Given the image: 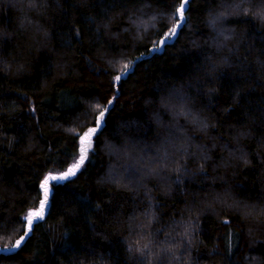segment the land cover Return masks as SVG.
Masks as SVG:
<instances>
[{"label":"trees","instance_id":"16d2710c","mask_svg":"<svg viewBox=\"0 0 264 264\" xmlns=\"http://www.w3.org/2000/svg\"><path fill=\"white\" fill-rule=\"evenodd\" d=\"M48 2L47 18L33 16L50 35L33 43L29 32L18 27L19 13L13 0H0V69L3 61L12 64L10 72L0 70V233L19 229L15 240L9 236L0 246V264H87L99 260L139 264L128 258L117 225L134 207L144 205L127 193L98 186L95 178L103 171L104 160L91 154L77 175L51 183L44 218L34 222L21 246L11 249L25 235L24 216L38 205V193L41 198L40 181L48 172L65 170L78 155V138L55 125L72 124L84 112L83 100L98 97L107 104L104 132L111 134L119 120L126 122L125 131L131 129L133 138L152 141L158 135L148 113L155 105L145 107L143 100L148 96L155 100L158 92L175 82L184 83L196 107L215 121L208 136L193 134L194 140L211 152L212 160L206 172H196L192 171L195 161L189 158L187 176L172 177V197L165 199L157 193L163 217L179 213L186 203L196 202L197 194L210 188L230 186L236 196L264 203V25L245 15L222 21L235 29L231 51L220 52L227 63L209 72L207 54L215 52L204 41L215 33L206 27L205 13L235 0H187L182 17L176 11L181 0H152L162 10L174 7L177 21H182L176 25L178 31L168 38L166 25L161 23L162 35L156 33L161 46L153 47L147 40L136 45L132 66L120 81H111L95 51L103 48L116 55L129 49L131 41L126 35L113 39L103 22L140 0ZM251 3L260 6L264 0ZM122 24L123 17L110 31H119ZM190 39L200 41V46H190ZM208 88L214 90L208 92ZM160 115L168 119L163 111ZM91 126L94 124L72 125L81 134ZM240 133L247 138L240 139ZM96 136L93 144L100 142ZM29 144L34 145L32 150L22 151ZM228 151L237 157L246 152L251 164L227 157ZM225 159L227 171L217 168L214 172L213 165ZM211 178H216L215 182ZM148 183L156 187L154 181ZM248 227L239 215L222 211L218 217L206 211L195 233L197 245L191 250L195 264H252L253 256L260 258L258 264H264V239H257L264 238V225H252L257 235L251 237Z\"/></svg>","mask_w":264,"mask_h":264},{"label":"clouds","instance_id":"9594fccd","mask_svg":"<svg viewBox=\"0 0 264 264\" xmlns=\"http://www.w3.org/2000/svg\"><path fill=\"white\" fill-rule=\"evenodd\" d=\"M176 2L178 3V0ZM12 6L19 13L18 27L29 32V39L33 43H38V38L49 37V29L34 18V16L47 18L48 0H13ZM185 11L187 19V9ZM239 15L251 16L264 25V5L254 6L251 0H235L205 13L206 27L215 33L214 37L204 41L215 52L207 54L209 72L224 67L227 63L223 56H219L220 52L231 51L229 44L234 39L235 29L224 25L222 21ZM121 17L123 24L119 31L111 32L112 25ZM161 23L166 25L168 38L176 34L171 32L172 26L177 24L174 7L162 10L155 6L152 0H140L137 4L117 11L103 22V28L113 39L120 40L126 35L131 41L129 49L121 50L116 55H110L103 48L96 49L95 55L110 72L111 81H115L116 75L125 71V65L129 68L132 66L136 45L147 40L153 47L161 46L160 35H156V33L162 35ZM188 42L192 47H199L201 44L195 39ZM11 69L12 64L3 61L0 70L10 72ZM61 75L67 76V73ZM213 90L207 89L208 92ZM82 102L84 112L72 124L58 123L55 127L74 136L70 131L72 125L82 128L89 123H95V113L99 109L93 105L100 104L101 107L108 108L98 97ZM143 104L145 107L155 105V110L148 113V118L156 127L158 139L148 141L133 138L129 134L131 129L125 131L126 122L119 120L109 134L103 131L105 125L102 121V126L94 138L95 140L98 138L100 142L94 143L90 151L91 155H99L104 160L103 171L97 174L95 183L109 191L114 189L116 192L127 193L133 200H139L144 205L134 207L117 225L128 258L138 260L139 264H195L191 250L197 245L195 233L200 217L206 211H211L218 217L222 211L239 215L240 219L249 225L247 234L250 237L256 236L252 225L257 227L264 225V203L238 197L230 186L223 189L210 188L199 193L195 203H186L179 213H170L168 217H163L157 193L165 199L172 197L175 190L172 177L187 176L185 169L189 158L195 161L192 171H207V164L212 160L211 152L205 145L197 143L193 134L206 137L216 124L204 114L203 109L196 107L195 98L186 90L184 83L179 81L167 90L158 92L155 100L151 96L146 97ZM161 111L166 113L167 120L160 115ZM101 136L103 139H100ZM239 137L247 138L244 133H240ZM33 147L34 145L29 144L22 151H31ZM227 157L238 158L244 165L251 164L246 152L237 157L235 152L228 151ZM217 168L227 171L229 168L227 159L213 165L214 172ZM211 179L215 182L216 178ZM219 179H223V176ZM149 181H154L156 187H151ZM183 192L182 189V194ZM18 232L19 229L14 228L10 233H0V246L4 245L5 239L9 236L11 240H15ZM257 239L264 238L257 236ZM8 246H11L10 241ZM259 259L258 256H253L252 264H258ZM87 264H108V261H88Z\"/></svg>","mask_w":264,"mask_h":264},{"label":"snow or ice","instance_id":"6c2138e0","mask_svg":"<svg viewBox=\"0 0 264 264\" xmlns=\"http://www.w3.org/2000/svg\"><path fill=\"white\" fill-rule=\"evenodd\" d=\"M187 3V0H181L180 5L177 8V13L182 17L183 16V10ZM182 21H178L177 23H181ZM177 30V26L174 25L171 32L175 33ZM168 35V34H167ZM125 72L129 70L128 65L124 66ZM122 73V74H123ZM122 74H117L115 77V81H120L122 79ZM112 101L109 100L108 104H111ZM96 109H99L98 114L95 116V123L93 127H88L86 131H84L82 134L77 132L75 128H72L70 131L74 134V138H78V156L73 157V163H71L66 171L61 172L59 175H45L43 179L40 181V189L43 192V198H40L39 193L37 194L38 204L39 206L34 208V210H30L26 213V221L29 226V231L25 233L24 236H22L20 239L16 240L15 244L12 247H19L22 245L23 241L28 237L30 234V229L33 227L34 222L44 218L45 213L47 211L48 205H49V194H50V188L49 184L50 181H65L68 180L71 177H74L78 174V172L81 170L83 165L85 164L86 159L89 157L90 151L93 148V137L97 133L98 129L102 125L103 118L105 117V113L107 108L101 107L100 104H96L94 106ZM23 231V229H22Z\"/></svg>","mask_w":264,"mask_h":264},{"label":"rangeland","instance_id":"374dc122","mask_svg":"<svg viewBox=\"0 0 264 264\" xmlns=\"http://www.w3.org/2000/svg\"><path fill=\"white\" fill-rule=\"evenodd\" d=\"M178 22V21H177ZM178 24V23H177ZM176 24V25H177ZM95 126V125H94ZM91 127H93V126H91ZM87 130V129H86ZM85 130V131H86ZM79 154V153H78ZM78 156V155H77ZM74 161H72L71 163H73ZM67 170V168L65 169V170H63V171H66ZM63 171H58V172H48L47 174H45V175H49V174H52V175H59L61 172H63ZM54 182H59V180H57V181H54ZM51 183H53V182H51L50 181V184H49V188H50V193H51ZM49 196H50V194H49ZM41 198H43V192H42V190H41ZM39 206V204L36 206V207H38ZM35 207V208H36ZM30 210H34V208H31V209H29L28 211H30ZM27 211V212H28ZM26 212V213H27ZM24 218H25V223H26V228L28 229L29 228V226H28V224H27V221H26V214H25V216H24ZM27 229H26V232L25 233H27ZM20 239V238H19ZM12 248H14V247H11V249Z\"/></svg>","mask_w":264,"mask_h":264}]
</instances>
